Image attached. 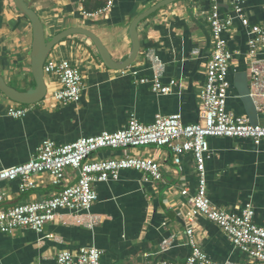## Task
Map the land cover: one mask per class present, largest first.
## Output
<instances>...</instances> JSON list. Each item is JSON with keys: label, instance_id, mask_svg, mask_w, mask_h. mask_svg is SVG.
Listing matches in <instances>:
<instances>
[{"label": "crops", "instance_id": "crops-1", "mask_svg": "<svg viewBox=\"0 0 264 264\" xmlns=\"http://www.w3.org/2000/svg\"><path fill=\"white\" fill-rule=\"evenodd\" d=\"M42 18L46 35L79 26L96 33L115 60H125L132 50L130 28L139 14L163 0H115L109 12L90 17L107 0H26ZM234 0H218L221 15L232 24L224 33L233 52L227 109L256 125H264V90L254 86L250 72L249 29L234 12ZM212 0H177L139 23L141 48L135 62L123 70L104 65L93 41L84 34L64 38L49 57L67 59L81 69L84 90L78 102L60 104L51 97L60 83L46 74L47 97L24 105L26 115H8L19 106L0 91V169L28 162L45 140L57 144L81 137L115 132L125 128L132 115L151 124L158 114H181L184 123L201 119V92L213 49L208 15ZM244 14L250 24L264 29V0H246ZM33 29L31 21L14 0H0V74L8 84L27 90L34 83L31 70ZM160 80L174 81L170 94L153 91L158 70ZM257 59L264 66V43ZM145 77L149 82L142 83ZM33 86V87H34ZM211 157L206 161L208 197L220 209L240 213L247 205L255 209L254 221L264 227V140L255 144L248 138L210 137ZM155 158L163 180H145L143 172L127 169L118 179L96 182L98 199L88 211L60 210L43 232L19 228L0 233V264H57L63 250L81 247L103 250L100 264L180 263L191 253L187 229L190 197L195 195L198 177L195 159L186 154L180 164L167 146L104 149L93 159L126 155ZM68 168L65 184L76 180ZM36 187L20 191V181L0 183L5 199L0 211L29 201L49 198L62 187L53 185L47 173L35 176ZM187 188L189 193L182 194ZM96 220L92 226L89 224ZM196 239L210 259L223 264H253L235 247L222 228L203 215L195 220Z\"/></svg>", "mask_w": 264, "mask_h": 264}, {"label": "built area", "instance_id": "built-area-1", "mask_svg": "<svg viewBox=\"0 0 264 264\" xmlns=\"http://www.w3.org/2000/svg\"><path fill=\"white\" fill-rule=\"evenodd\" d=\"M85 1V0H82ZM246 0H234V12L249 29V56L252 59L251 75L254 86L264 90V66L257 59L261 45L264 43V29L250 24L244 14L243 4ZM115 0H107L101 9L95 12L83 11L86 16L96 17L109 12ZM213 38V49L207 64L206 80L201 92V119L194 124H186L181 114H158L151 124H144L132 115L127 126L115 132L104 131L101 134L81 137L73 142L57 144L45 140L38 153L23 164L0 169V183L19 180L20 191L26 192L36 187L35 176L47 173L50 181L60 191L49 198L20 203L7 210L0 211V233H13L19 228H31L43 232L47 223L53 221L62 209L74 212L88 211L98 199L96 182L118 179L122 170L132 169L143 172L145 180L161 181L163 172L155 158L126 155L119 158L93 159L92 156L104 149H127L137 147L167 146L174 155L175 163L180 164L186 154L195 159L198 186L195 195L190 197V210L187 213L190 227L187 229L190 255L178 264H219L210 259L195 234V220L203 215L224 230L232 244L243 252L253 264H264V227L254 221L255 209L247 204L240 213L215 207L208 197L206 161L212 156L210 137L248 138L255 144L264 140V125H256L244 116H237L227 109L230 79L229 72L233 52L224 37L231 26L232 19L221 15L218 0H212L208 15ZM158 62V70L152 89L158 94H170L175 82L164 84L160 80L163 64ZM44 72L55 75L60 88L51 95L56 102L67 105L78 102L84 90V77L80 68L67 59L48 56L44 63ZM142 83L148 78L139 79ZM48 94H46L47 97ZM28 109L19 106L8 108V115L22 117ZM68 168L77 172L71 184H65ZM189 193L187 188L182 194ZM5 199L0 190V204ZM93 220L89 225L95 224ZM103 250L98 247H81L77 251L63 250L57 255V264H100ZM161 264H176L163 260ZM229 264V263H223Z\"/></svg>", "mask_w": 264, "mask_h": 264}, {"label": "water", "instance_id": "water-1", "mask_svg": "<svg viewBox=\"0 0 264 264\" xmlns=\"http://www.w3.org/2000/svg\"><path fill=\"white\" fill-rule=\"evenodd\" d=\"M177 0H163L152 6L145 12L139 14L131 25L130 36L132 39V50L129 56L122 61L115 60L107 46L104 44L102 39L93 31L75 26L68 29H64L59 33L47 36L46 30L44 29V23L40 15L29 6L26 0H14L17 9L31 21L33 29V43L31 51V70L35 80L36 85L30 87L27 90H20L10 84L5 80V78L0 74V91L9 99L20 104H36L43 100L47 94V85L45 80L44 66L45 62L51 52V50L59 44L64 38L73 34H84L88 36L96 46L101 60L104 65L113 70H123L130 67L136 60L140 48V38L138 34L139 23L161 9L162 7L173 3Z\"/></svg>", "mask_w": 264, "mask_h": 264}, {"label": "rangeland", "instance_id": "rangeland-1", "mask_svg": "<svg viewBox=\"0 0 264 264\" xmlns=\"http://www.w3.org/2000/svg\"><path fill=\"white\" fill-rule=\"evenodd\" d=\"M29 86H32L33 87L34 86V83L30 84Z\"/></svg>", "mask_w": 264, "mask_h": 264}]
</instances>
